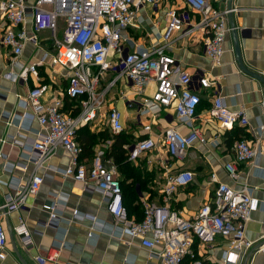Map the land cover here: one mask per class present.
I'll list each match as a JSON object with an SVG mask.
<instances>
[{"label":"built area","instance_id":"built-area-1","mask_svg":"<svg viewBox=\"0 0 264 264\" xmlns=\"http://www.w3.org/2000/svg\"><path fill=\"white\" fill-rule=\"evenodd\" d=\"M184 9L165 12L166 27L161 35L166 42L179 32L180 37H190L201 29L206 35L204 53L214 65L221 64L226 36L236 31L230 21L239 14V8L228 5L224 9L212 6L210 0H182ZM162 0H0V46L10 50L14 66L27 45L41 49L40 35L48 33L46 42L52 44L53 53L43 51L34 62L21 66L18 72L10 71L5 77L14 83H27L30 77H38L44 66L66 70L67 88L61 96L43 101L46 87L38 84L25 97H18V105L24 110L23 117L36 121L41 129L38 139L25 149L36 166H41L57 148L71 156L64 169H54L61 177H69L99 192L105 199L107 210L114 220L115 228L139 240L140 245L157 258L160 264H207L199 259L197 248H205L217 237L226 240V250L221 256L222 264H238L251 252L264 255V244L256 245L246 238L247 223L259 208V200L248 186L233 190L220 182L216 175L209 178L215 189L211 199L200 206L194 216L185 218L169 208L174 194L190 186L194 181L189 170H179L166 177L159 190L162 204L158 206L144 197L136 184L138 198L143 208V219L134 221L127 217L123 204L121 179L111 159H106L104 148L96 149L93 158L81 162L82 148L76 140V132L99 119L106 118L111 137L123 134L125 127L119 110L111 108L102 113L106 95L120 79L129 82L133 91L132 101L138 117L145 118L141 124L142 138L125 146L127 162L137 166L139 160L147 159L157 152L171 161H182L196 141L201 140L199 129L193 126L197 107L201 100L193 91V77L181 70L174 57L165 52L164 45L145 47L137 44L130 30H138L144 23L140 11L147 6L157 9ZM199 20L193 23V17ZM30 21V31L25 28ZM230 21V22H229ZM232 24V25H231ZM62 26V38L56 40V32ZM120 69L114 81L99 89L102 74ZM199 89L212 92L211 105L206 111L209 118L224 130L238 126L248 128L244 109L228 108L220 95L219 82L211 77L198 78ZM153 86L152 94L146 93ZM120 97L126 98L124 94ZM78 110L75 116L64 112L65 100ZM264 109V103H263ZM163 109H171L178 124L190 132L183 135L175 127H167L155 133L153 126ZM10 124V123H9ZM264 125L255 133V145L239 140L231 147L233 159L224 165L229 179L234 180L240 165H253L261 155L259 138ZM2 140V145L5 143ZM14 145L17 142H13ZM159 165L165 162L158 159ZM162 162V163H161ZM151 164V160H147ZM7 169H11L8 165ZM43 177L33 174L25 186L18 185L12 195H7L0 205V260L6 258L8 234L4 223L5 214L22 209L28 198L37 195ZM57 201L43 206L53 224ZM23 248L32 246L31 234L22 218L13 229ZM256 245V246H255ZM60 248L49 249L40 258L42 264H58Z\"/></svg>","mask_w":264,"mask_h":264},{"label":"crops","instance_id":"crops-1","mask_svg":"<svg viewBox=\"0 0 264 264\" xmlns=\"http://www.w3.org/2000/svg\"><path fill=\"white\" fill-rule=\"evenodd\" d=\"M210 2L220 10L230 4L240 10L237 16L230 19L236 28V35L233 36L230 32L226 36L223 44L224 54L219 66H214L205 56L206 35L201 29L194 30L193 34L186 38L175 32L168 41H162L161 35L166 27L165 12L169 9H184L182 0H162L157 9L147 6L139 12L144 20L140 29L130 30L139 45H164L165 52L174 57L178 67L193 77V91L198 93L201 100L193 126L199 129L201 140L193 144L189 149L192 151L188 150L182 161H171L163 154L155 152L147 159L139 160L137 166L131 164L137 174L131 172L126 177L117 167L123 185L124 206L129 219L141 221L143 208L135 187L137 183L134 182L141 181L139 189L142 195L160 206L163 204L159 190L163 187L166 177L179 170H189L194 176L193 183L174 194L169 208L185 218L194 216L200 206L213 195L215 184H211L209 178L214 174L220 182L228 184L233 190H240L244 185L251 188L253 195L259 200V208L247 223L245 235L256 245L264 244V132L258 136V146L262 153L253 165L238 166L234 180L229 179L224 170V165L233 159V143L241 139L251 146L255 145L253 134L257 136L256 129L264 125V90L259 79L264 80V0ZM191 17L196 24L199 17ZM25 28L30 31V21L26 23ZM2 32L3 29L0 34ZM40 37L45 41L42 42L41 49L27 45L14 66L10 50L0 46V205L4 204L7 195H12L18 185L25 186L33 174L44 179L40 191L28 198L22 209L3 217L8 244L6 258L0 260V264H42L40 258L52 248H60L58 264H160L157 258L140 245L139 240L115 228L106 201L99 192L54 172V169H64L70 164L71 156L65 150L57 148L39 167L33 164L30 154L25 150L38 139L41 129L36 121L23 117L24 110L18 105L17 98L25 97L28 91L38 84L46 87L43 101L61 96L67 88L66 70L50 66L40 68L38 77H30L27 83H14L5 77L8 72H18L21 66L39 59L43 51L53 53L52 44L46 42L48 33H42ZM111 75V81H114L116 72L108 71L102 74L100 90L101 85ZM202 76L214 78L219 82L220 95L228 108L245 110L248 128L236 126L231 130H224L209 118L206 111L211 105L212 92L199 89L197 81ZM121 81L125 79L120 78L106 95L102 113L107 114L111 108L119 110L123 113V125L124 121H127L126 115L131 117L132 120L124 125L123 134L130 136L131 142H134L142 138L141 124L146 123V120L139 119L135 105L127 104L134 99L129 82L126 81L129 90L120 92L125 93L126 98L118 96L119 100L114 103L109 100L110 93L117 89V83ZM153 89L150 85L146 93L152 94ZM65 101L66 114L72 116L74 112L78 113L73 103ZM156 124L153 126L155 133L167 127H175L183 135L190 132L186 126L178 124L171 109H163ZM100 129L95 124L79 129L80 135L92 140L91 149L95 151L101 141L111 137L108 131ZM2 140L6 141L3 145ZM14 141L17 142L16 145ZM91 155L83 156L81 162H89ZM160 157L162 161H167L163 166L158 164ZM147 160L152 163L148 164ZM8 165L11 169L6 168ZM55 200L58 203L55 211L57 219L51 224L49 214L43 210V206ZM19 218L24 219L31 234L33 242L29 248H23L14 234L13 229L17 226ZM226 244V240L217 237L207 247L197 248L199 259L207 264H222L221 256L226 250ZM238 264H264V255L248 252Z\"/></svg>","mask_w":264,"mask_h":264},{"label":"trees","instance_id":"trees-1","mask_svg":"<svg viewBox=\"0 0 264 264\" xmlns=\"http://www.w3.org/2000/svg\"><path fill=\"white\" fill-rule=\"evenodd\" d=\"M67 100V99H66ZM68 101V100H67ZM77 112H74L72 116H75ZM127 136L125 134H120L118 136L110 137V139L103 140L101 143L98 144V148H104L106 142L108 140L111 141V145L105 149V157L106 159H111L115 165L118 167L121 174L125 175L126 177L133 172L134 174H137V171H135V168L131 166L129 162H127L125 146L129 145L131 142V137ZM76 140L78 144L82 148V157L80 159H83V156L92 154L90 157V160L93 158V155L95 153V150H92V140L90 141L88 138L80 135L79 130L76 132ZM241 140V139H240ZM134 174L133 177H134ZM139 175V174H138ZM135 184H139L141 187V181L134 182ZM122 182H121V189H122ZM122 195H123V189H122ZM124 200V195H123ZM124 204V201H123ZM126 209V208H125ZM127 217H129L128 211Z\"/></svg>","mask_w":264,"mask_h":264},{"label":"rangeland","instance_id":"rangeland-1","mask_svg":"<svg viewBox=\"0 0 264 264\" xmlns=\"http://www.w3.org/2000/svg\"><path fill=\"white\" fill-rule=\"evenodd\" d=\"M62 30H63V28H62V26L59 28V30L56 32V34H55V38H56V40H61V38H62ZM114 72H116V73H118V72H120V69H117V70H115ZM116 74H114V76H115ZM113 75H111L110 77H108L105 81H104V84H102L101 85V89H104L105 88V85H107V84H109L110 82H111V80H112V77ZM128 87H129V84L126 82V80L125 81H121L120 83H117V89H115L113 92H111L110 93V95H109V97H110V101L111 102H115V101H118L119 100V97H120V95H121V91L122 90H124V89H128ZM118 89H120V91L118 90ZM129 90V89H128ZM115 91H117V93L115 92ZM120 94H119V93ZM125 94V93H124ZM119 96V97H118ZM123 105V104H122ZM136 107V106H135ZM122 113V112H121ZM123 114V113H122ZM126 119H127V121H124V125L126 126V124H127V122H130V120H132L131 119V117H129V116H127L126 115ZM123 118H124V116H123ZM125 120V119H124ZM95 125H96V127L98 128V129H100L101 127H102V129H100V130H102V131H104V132H109V129H108V126H107V121H106V118L105 117H103V119H99L97 122H95ZM190 151H192V150H189V152Z\"/></svg>","mask_w":264,"mask_h":264},{"label":"water","instance_id":"water-1","mask_svg":"<svg viewBox=\"0 0 264 264\" xmlns=\"http://www.w3.org/2000/svg\"><path fill=\"white\" fill-rule=\"evenodd\" d=\"M232 25V24H231ZM232 34H233V36L234 35H236V32L234 31V32H232ZM260 79V81L262 82V84H263V90H264V80L263 79H261V78H259Z\"/></svg>","mask_w":264,"mask_h":264}]
</instances>
